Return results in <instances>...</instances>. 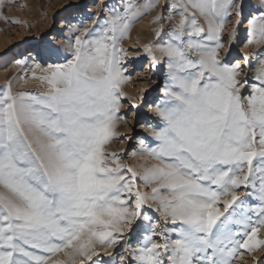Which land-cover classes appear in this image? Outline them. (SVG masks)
Wrapping results in <instances>:
<instances>
[{"label":"snow or ice","instance_id":"1","mask_svg":"<svg viewBox=\"0 0 264 264\" xmlns=\"http://www.w3.org/2000/svg\"><path fill=\"white\" fill-rule=\"evenodd\" d=\"M4 5L0 0V18ZM154 7L128 0L123 15L113 11L103 24L84 28L69 41L70 58L34 77L46 83V92L14 96L10 84L0 92V264H107L108 249L134 229H142L143 240L126 249L122 264H233L245 252L264 249V70L242 97L240 64L220 51L225 18L232 10L242 17L241 3L169 5L180 17L170 42L144 46L152 67L167 58L171 81L155 107L162 122L153 129L155 146L140 142L158 163L138 172L106 151L124 119L122 85L131 78L120 41ZM248 23V43L264 42V11ZM140 181L151 187L150 195L139 190ZM242 186L259 203L253 215L236 219ZM151 211L163 219L154 220ZM229 224L240 229L233 232Z\"/></svg>","mask_w":264,"mask_h":264},{"label":"rangeland","instance_id":"2","mask_svg":"<svg viewBox=\"0 0 264 264\" xmlns=\"http://www.w3.org/2000/svg\"><path fill=\"white\" fill-rule=\"evenodd\" d=\"M149 2L151 0H133L141 9L150 4ZM174 2L178 0H154L155 7L132 23L128 38L120 41V46L128 49L127 58L122 63L128 69L125 75H130L131 78L122 85L125 95L121 97L123 105L121 114L124 115V119L118 121L116 129L118 136L106 145V151L115 152L121 163L138 172H142L144 167L158 163L141 151L140 142L144 141L150 147L155 146L153 129L162 124L160 117L156 115L155 107L164 99L165 86L171 82L167 58H162L155 67L149 68L148 63L151 59L144 51V46L170 42L172 30L180 19L179 12H173L169 7ZM236 2L243 5V14L242 17H238L235 10H232L225 18L224 29L220 33L223 43L220 51L228 52L227 62L240 64L237 79L241 81L238 87L241 96L244 97L251 94L252 86L259 83L257 74L264 70V42L248 43L250 39L248 21L253 17H259L264 8L260 7V1L236 0ZM127 3L128 0H106V3L100 5L99 0H14V2L5 0L3 17L0 18V63L5 61V67L0 69V92L6 90V85L9 84L14 96L22 92L35 94L46 92V83L34 77L41 76L42 70L47 69L49 65L63 63L66 58H70L68 47L70 40L74 42L75 36L81 35L84 28L92 29L93 21L99 20L100 24H103L104 19L112 17L113 11L123 15ZM77 11L79 17H75ZM161 13L164 18L155 20ZM237 19L242 20L239 26L236 25ZM147 23L150 26L148 29L145 28ZM197 23L207 27L200 15H197ZM234 28L237 29L236 39L230 40ZM149 29L154 30V36L148 37ZM160 29L163 31L158 36L157 30ZM133 34L138 40L135 43L132 42ZM184 39L187 40V37ZM139 43L141 45H138ZM39 49L43 50V54L35 58L31 56L33 51L38 54ZM56 50H59L58 53ZM189 55L191 59H196L198 53L189 52ZM245 56L248 57L247 60L244 59ZM13 60H22V66L11 69L12 65L9 63ZM37 65H40V68H37ZM243 103L246 104L247 101L244 100ZM137 187L141 192L151 194V187L142 181L137 183ZM0 191L5 190L0 188ZM236 191L244 200V204L240 205L237 202L233 206L234 218L239 219L245 214L253 215L255 206L259 203L254 195H250L253 190L242 186ZM155 207V204L151 205L153 210ZM218 207L223 211L222 204ZM229 211L232 212L233 209ZM151 215L154 220L163 219L159 212L151 211ZM228 227L233 232L240 229V225L236 224H229ZM143 235L142 229H134L131 233L126 231L120 243L108 249L113 254L112 257L103 256V260L107 264H122L119 257L127 255L126 249L138 248ZM260 236L264 238V229L261 230ZM97 250L103 253V249ZM253 256L257 260H264V249L254 254L245 252L242 257L234 258L233 264H255ZM55 258L63 259V256L61 254Z\"/></svg>","mask_w":264,"mask_h":264},{"label":"bare ground","instance_id":"3","mask_svg":"<svg viewBox=\"0 0 264 264\" xmlns=\"http://www.w3.org/2000/svg\"><path fill=\"white\" fill-rule=\"evenodd\" d=\"M257 1H260V0H251V2H257ZM154 2V0H151V2H149V3H153ZM104 3H106V0H99V5L100 4H104ZM148 5V4H147ZM149 9H151V8H149ZM197 15H199V13H196ZM80 16V14L78 13V11L76 12V15H75V17H79ZM202 17V19L204 20V22H206V20H205V18L203 17V16H201ZM206 25H207V23H205ZM145 28H150V26H149V23H147L146 24V26H145ZM148 31V30H147ZM149 33V36L148 37H152V36H154L155 35V33H154V30H151V29H149V31H148ZM153 33H154V35H153ZM135 41L137 42L138 40H136L135 39V35L133 34L132 35V42H134L135 43ZM138 45H141L140 43L138 44ZM1 48V47H0ZM40 54H43V50L42 49H39V51H38V54H36L34 51L33 52H31V56H33L34 58L36 57V56H38V55H40ZM21 59V58H20ZM19 61H21V62H23L22 60H19ZM17 61L16 60H13V61H10V63L9 64H11L12 65V67H11V69H13V68H18L20 65H18L17 63H16ZM1 67H0V69H2V67H5V61H2L1 63ZM148 67L149 68H153L152 67V63H151V60L149 61V63H148ZM14 72V71H13ZM155 106V105H154Z\"/></svg>","mask_w":264,"mask_h":264}]
</instances>
